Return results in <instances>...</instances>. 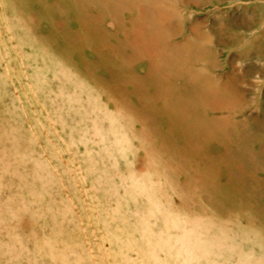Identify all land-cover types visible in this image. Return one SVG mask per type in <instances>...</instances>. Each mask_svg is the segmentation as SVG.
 Masks as SVG:
<instances>
[{"label": "rangeland", "instance_id": "1", "mask_svg": "<svg viewBox=\"0 0 264 264\" xmlns=\"http://www.w3.org/2000/svg\"><path fill=\"white\" fill-rule=\"evenodd\" d=\"M0 264H264V0H0Z\"/></svg>", "mask_w": 264, "mask_h": 264}]
</instances>
